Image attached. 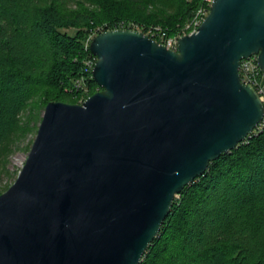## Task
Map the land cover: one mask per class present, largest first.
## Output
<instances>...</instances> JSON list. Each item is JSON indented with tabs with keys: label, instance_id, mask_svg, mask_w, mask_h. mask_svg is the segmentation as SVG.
I'll return each instance as SVG.
<instances>
[{
	"label": "water",
	"instance_id": "1",
	"mask_svg": "<svg viewBox=\"0 0 264 264\" xmlns=\"http://www.w3.org/2000/svg\"><path fill=\"white\" fill-rule=\"evenodd\" d=\"M90 50L100 90L46 105L0 194V264H140L176 194L263 121L240 66L264 72V0H214L177 49L114 28Z\"/></svg>",
	"mask_w": 264,
	"mask_h": 264
},
{
	"label": "trees",
	"instance_id": "2",
	"mask_svg": "<svg viewBox=\"0 0 264 264\" xmlns=\"http://www.w3.org/2000/svg\"><path fill=\"white\" fill-rule=\"evenodd\" d=\"M203 4L0 0V194L10 187L4 177L18 173L8 167L11 146L38 132L40 110L50 101L77 103L99 88L86 65L95 57L90 42L96 34L135 23L145 33L158 26L174 36ZM140 264H264V128L176 194Z\"/></svg>",
	"mask_w": 264,
	"mask_h": 264
},
{
	"label": "built area",
	"instance_id": "3",
	"mask_svg": "<svg viewBox=\"0 0 264 264\" xmlns=\"http://www.w3.org/2000/svg\"><path fill=\"white\" fill-rule=\"evenodd\" d=\"M214 0H204V4L198 9L196 15L194 16L193 20L187 24V28L189 31L184 30L183 32L169 36L167 35L160 27L152 26L149 28L148 35L153 38V36H157L159 40H156L160 43H164L167 47L177 49V43L180 36L196 32L198 27L202 24L203 20L205 19L206 15L208 14L210 7ZM122 26L125 27V22L122 21ZM132 26V27H131ZM129 27L130 29H137L141 30L139 25L132 23ZM154 39V38H153ZM97 61V57L89 58L86 61L87 69L92 68ZM240 73L241 79L244 83L251 84L255 87L257 92L259 93L263 103H264V72L260 69L259 64L257 62V56L254 55L250 58L243 59L241 61L240 66ZM83 79L78 80V84L81 85ZM264 128V118L262 123H260L258 129Z\"/></svg>",
	"mask_w": 264,
	"mask_h": 264
},
{
	"label": "rangeland",
	"instance_id": "4",
	"mask_svg": "<svg viewBox=\"0 0 264 264\" xmlns=\"http://www.w3.org/2000/svg\"><path fill=\"white\" fill-rule=\"evenodd\" d=\"M185 30L186 31L188 30L187 26L185 27ZM98 90H100V87L97 90L95 89L96 92ZM88 93L89 92H87V94L85 93L80 98H76V100L78 101L77 103L81 104V103L85 102L92 95V94L90 95ZM70 100H71V103H73L71 98H70ZM76 100H73V101H76ZM65 102H69V101H65ZM44 111H45V108H42L40 110V116L41 117H43ZM40 122H39V124H40ZM36 135H37V129L35 131L31 130V133H28V135L26 137H23L21 139L16 140L15 143H13V145L11 146V148L12 149L15 148V150L10 155V162L8 164V167H9L11 172H13V173L18 172V173L16 176L14 175L12 178L5 176L4 177L5 180L3 182L4 184L10 183V186H11L16 181L20 170L23 168V166L27 160V157L29 155L32 144L36 138Z\"/></svg>",
	"mask_w": 264,
	"mask_h": 264
}]
</instances>
